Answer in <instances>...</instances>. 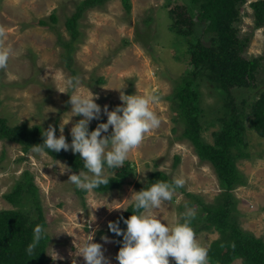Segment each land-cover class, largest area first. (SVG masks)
<instances>
[{
    "label": "rangeland",
    "instance_id": "1",
    "mask_svg": "<svg viewBox=\"0 0 264 264\" xmlns=\"http://www.w3.org/2000/svg\"><path fill=\"white\" fill-rule=\"evenodd\" d=\"M83 1L0 0L2 45L13 50L7 66L0 69V117L11 127L26 124L46 130L53 125L57 128V138L60 124L71 120L64 126L68 139L73 124L83 118L72 116L68 104L72 89L66 82L78 77L81 93L92 91L99 97L96 102L102 108L107 105L110 111L122 104L121 91L128 95L157 96L159 102L151 108L161 123L145 136L121 166L127 162L132 170L124 187L105 193L94 190L80 193L82 189L66 183L71 174H79L73 170L64 173L65 166L70 168L67 162L56 160L46 152L24 153L18 144L0 140V212L22 209L31 219H37V206L31 200H24V206L16 207L7 199L19 185L28 186L31 180L46 223L44 232L49 236L48 264H72L73 258L77 264H86L82 256L74 257L73 253L74 241L78 247L82 245L88 231L95 232L92 242L102 245V252L111 264H118L115 259L118 251L107 233L108 224L127 210L132 204L127 201L132 191L139 192L137 184L145 185L155 171L165 173L172 181L175 177L185 181L182 187L174 189L171 201L154 211L170 225L182 221L181 214L186 207L194 208L199 215L197 200L211 205L222 192L212 165L200 161L192 144L182 138L183 127L175 123L176 114L170 101L192 61L187 42L170 31V14L178 6H188L189 0H128L129 9L124 0H106L84 11L78 22L81 34L73 41L66 23ZM256 1L259 0H248L241 7L242 21L236 27L241 37H252L246 56L263 57V61L257 88L232 90L237 103L256 99L264 89V28L255 27L250 6ZM52 14L56 15V22L50 17ZM42 19L49 25L40 26ZM197 22L201 28L205 26L202 20ZM205 38L209 35L205 34ZM65 55L69 58L65 59ZM201 91L202 106L207 113L203 136L208 143H213V133L219 124L211 123H216L215 112L221 99L209 85L204 84ZM106 121L107 116L102 114L89 127ZM246 130L250 158L238 160L237 165L246 176L247 185L233 192L235 214L244 232L264 240V139L249 122ZM105 171L107 177L114 175L110 169ZM24 197L29 198L27 193ZM104 236L109 238L108 242L102 239ZM196 237L208 250L219 234L202 231ZM232 264H243V261L238 259Z\"/></svg>",
    "mask_w": 264,
    "mask_h": 264
},
{
    "label": "trees",
    "instance_id": "2",
    "mask_svg": "<svg viewBox=\"0 0 264 264\" xmlns=\"http://www.w3.org/2000/svg\"><path fill=\"white\" fill-rule=\"evenodd\" d=\"M248 0H189V5L178 6L171 11L172 24L170 31L182 37L188 45L192 56L190 70L177 83L170 97L172 110L176 114L175 123L182 125V138L188 140L200 161L210 163L217 175L221 190L213 204H205L197 200L199 215L191 221L195 233L202 231L216 232L219 238L212 243L208 251V264H232L240 259L243 264H264V240L244 232L238 223L236 200L233 192L240 186L247 185L246 176L238 168L237 161L250 158L247 152L246 123L264 139V89L260 90L256 99H246L237 103L233 96L234 89H255L256 80L262 66L263 57L248 58L247 50L252 37H241V31L236 27L242 21L241 7ZM106 0H85L77 12L67 20V28L73 41L80 36L79 21L85 10L100 6ZM126 8H130L128 0H124ZM187 3V4H188ZM254 13V25L257 29L264 28V0L250 4ZM53 22L57 21L52 14ZM198 20L205 22L201 28ZM39 25L46 27L44 19ZM202 29L198 34V29ZM205 34L209 38H205ZM209 43L205 46L204 43ZM67 48L69 44L63 43ZM69 57L65 55V59ZM104 80L101 79L100 83ZM206 84L218 92L221 103L215 112L219 129L213 133V143H208L203 136L205 131L206 110L202 106V86ZM215 120V119H214ZM101 123V122H100ZM98 125V124H97ZM97 125L89 127L95 130ZM40 126L29 127L20 125L11 127L7 120L0 117V140L18 144L24 153L32 151V146L43 144ZM110 133L104 134L108 135ZM68 142L71 143V137ZM47 155L68 163L74 172L85 170L79 155L71 151L61 150L53 153L45 150ZM179 160V158L177 159ZM109 184L100 185L94 191L105 193L121 190L131 174V165L110 169ZM31 179V178H29ZM172 183L163 172H153L145 185L137 184L139 191L155 181ZM28 186L19 185L7 199L16 207L24 206V200H31L37 206V219H31L22 209H12L0 212V264H48L47 255L49 236L42 233V239L34 251L29 254L27 248L34 240V228L37 225L45 227V220L37 203V189L28 181ZM174 189L178 188L173 185ZM82 190L80 193H85ZM27 193L28 199H24ZM135 214L133 204L119 217L129 218ZM182 222V221H181ZM120 227L126 228L121 221ZM107 233L113 239L117 251L121 247L122 237L113 234L109 228Z\"/></svg>",
    "mask_w": 264,
    "mask_h": 264
},
{
    "label": "clouds",
    "instance_id": "3",
    "mask_svg": "<svg viewBox=\"0 0 264 264\" xmlns=\"http://www.w3.org/2000/svg\"><path fill=\"white\" fill-rule=\"evenodd\" d=\"M3 35L0 30V69L7 66L13 54L11 48L2 45ZM66 83L72 89L68 100L71 115L83 117L71 127V143L64 135V126L71 120L67 124L63 121L59 126L58 138L57 128L49 125L41 132L43 144L32 146V151L38 155L44 154L45 150L53 153L64 150L78 154L86 171L71 174L66 183L91 192L100 185L109 184L106 168L121 167L145 136L159 127L161 121L151 108V105L159 102V98L155 95H128L121 91L122 104L110 111L107 105L102 108L96 102L99 97L92 91L89 90L88 94L81 93V81L78 77L69 78ZM102 114L107 116V121L98 123L95 130L90 131L91 122L99 121ZM109 129L111 133L104 135L109 133ZM65 168L67 171L64 173L72 172V169ZM184 183L182 178L175 177L171 184L157 180L139 192L132 191L131 198L127 201L133 204L135 214L108 224L113 234L122 237L121 247L115 257L118 264H172L173 261L174 264H208L207 248L201 245L191 226L196 215L194 208L186 207L181 214L182 222L177 221L171 225L164 217L154 214L164 202L172 200L173 185L182 187ZM121 221L126 225L125 229L120 227ZM33 232V243L27 248L29 254L42 239L44 229L37 225ZM94 236L95 232L88 231L85 242L79 247L74 241L73 256H82L86 264H111L102 252V245L92 242ZM102 239L109 241L107 236ZM72 264H77L75 258Z\"/></svg>",
    "mask_w": 264,
    "mask_h": 264
}]
</instances>
